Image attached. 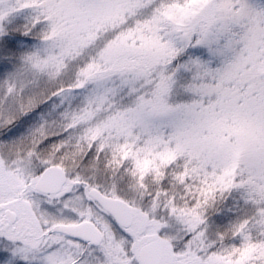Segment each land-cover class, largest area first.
<instances>
[{
    "label": "snow or ice",
    "instance_id": "1",
    "mask_svg": "<svg viewBox=\"0 0 264 264\" xmlns=\"http://www.w3.org/2000/svg\"><path fill=\"white\" fill-rule=\"evenodd\" d=\"M0 264H264V0H0Z\"/></svg>",
    "mask_w": 264,
    "mask_h": 264
}]
</instances>
